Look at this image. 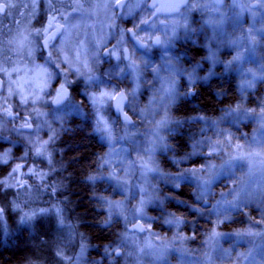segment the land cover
I'll return each mask as SVG.
<instances>
[{
	"label": "rangeland",
	"instance_id": "1",
	"mask_svg": "<svg viewBox=\"0 0 264 264\" xmlns=\"http://www.w3.org/2000/svg\"><path fill=\"white\" fill-rule=\"evenodd\" d=\"M114 1L107 0V8L96 11L109 24L119 20L111 7ZM141 1L140 14L145 20L147 0ZM191 13L199 27L188 19ZM126 16L136 21L131 8ZM168 20L172 28L155 20L139 30L146 36L158 32L163 37L177 31L179 37L184 34L188 39L195 32L193 40L207 49V73L203 74V64L188 67L183 58L165 54L151 75L144 73L143 85H134L130 108L137 122L133 126L112 116L109 101L95 106L99 117L95 115L98 121L93 133L108 149L99 156L89 180L95 186L93 196L106 214L104 225L120 223L100 259L87 256L93 247L63 207H32V191L25 195V188L22 191L29 183L22 169L2 175L1 167L13 160L14 149L0 148V182L13 180L14 190L21 194L13 207L19 223L31 225L41 215L52 214L58 219L65 241L53 264H264V0H192L186 12ZM6 47L7 43H0V146L16 125L14 136L30 144L37 160V166L32 165L27 173L46 187L54 171L44 170L38 162L46 156L50 157L47 162L54 160L59 138H41L37 128V133L27 132L25 126L32 123L25 115L29 104L45 109L48 97L42 87H48L49 79L40 70L24 68L23 47L16 48L20 55L13 65L11 61L10 70ZM229 74L236 76L239 87L236 103L216 116L196 115L186 121L175 114V104L183 95L179 93L180 81L191 87L197 81ZM185 125L193 132L191 149L177 155L172 136ZM44 129L45 123L40 130ZM197 158L201 161L194 164ZM164 159L176 163L178 170L168 168ZM185 182L194 186V202L183 203L189 206L192 218L167 206L172 196L165 187L179 188ZM98 183L104 185L98 187ZM240 210L245 212L238 215ZM238 217L234 229H222L224 223ZM199 220L208 225L197 233ZM137 221L146 225L145 232L130 229ZM51 261L48 255L42 263Z\"/></svg>",
	"mask_w": 264,
	"mask_h": 264
},
{
	"label": "flooded vegetation",
	"instance_id": "2",
	"mask_svg": "<svg viewBox=\"0 0 264 264\" xmlns=\"http://www.w3.org/2000/svg\"><path fill=\"white\" fill-rule=\"evenodd\" d=\"M119 1L121 0L111 3L119 20L109 24L101 15H96L97 10L107 8V0H0V43H7L4 51L7 54L9 69H12L11 61L13 65L20 55L16 48L23 47L21 55L24 58V68L27 71L40 70L44 77L49 79V83L46 82L48 87H42L43 95L46 99L48 97L45 109L38 110L37 106L28 105L29 113L25 115V120L32 125L25 126L27 132H34L37 128L39 137L51 139L60 138L74 128L84 132L89 129V134H94L98 121L95 115L99 117L95 106L100 102L104 104L105 101L110 102L111 114L119 123L133 126L137 122V116L130 108L134 85H143L144 73L151 75L152 69L165 54L172 59L183 58L184 65L188 67L197 63L203 64V74L207 73V49L199 40H193L195 32H191L188 39L184 34L179 37L177 31L163 37L158 32L146 36L143 30H139L140 26L149 27L155 20L172 28L168 18L186 12L192 0L177 12L161 13L149 23L148 20L160 7L159 4L149 8L150 0H147L146 8L149 14L144 20L140 14L141 0H127L122 11L117 9ZM128 8L135 11V22L131 16H126ZM194 14L191 13L190 17H187L196 25L192 19ZM183 29L189 32V29H192L191 22L189 29ZM137 39L142 43H137ZM163 43L165 47L162 46ZM195 53L200 55L196 57ZM218 72L222 74L221 67ZM219 76L221 75L212 78ZM201 82L203 81L195 82L184 91L179 89V93L183 94L180 98L186 99L187 102L194 101ZM63 91H68L67 100L61 105H55L56 95ZM121 91L126 94L125 111L132 117V123L114 111V99ZM27 92L30 96V89ZM213 92L217 95L219 90L215 89ZM43 123L45 129L40 130ZM63 123L67 127H64ZM42 159L44 158H40ZM44 162L47 163V160L44 159ZM26 186L27 184L22 191ZM46 187L42 185L41 189L47 191ZM27 191L29 190L25 189L24 195ZM17 193L19 190H14L13 180L0 182V207L3 209L0 211L1 227L6 228L9 219L15 214L13 210L6 208L2 200L9 203ZM241 214L238 212V215ZM238 222L239 217L234 221V227L239 225ZM5 237H0V246L7 242L8 237Z\"/></svg>",
	"mask_w": 264,
	"mask_h": 264
},
{
	"label": "trees",
	"instance_id": "3",
	"mask_svg": "<svg viewBox=\"0 0 264 264\" xmlns=\"http://www.w3.org/2000/svg\"><path fill=\"white\" fill-rule=\"evenodd\" d=\"M194 23L198 25V21L194 19ZM200 52V50H197ZM196 57L200 53L194 54ZM180 90H185L189 85L185 81H181ZM215 89L219 92L214 93ZM239 99V87L236 76L233 74L214 77L208 81L199 84V89L195 100L187 102L186 99L180 98L175 104V114L182 119L188 121L196 115L206 117L216 116L229 106L233 105ZM16 125H14V128ZM14 128L1 143L0 148L14 149L13 160L6 163L2 168V175L10 173V169H22L24 180L29 178V183L25 189L31 193L30 201L33 202L32 207L48 208L55 205L63 207L65 214L77 227L82 238L93 248L88 253L90 259H100L103 256V248L112 242L116 230L120 228L119 221L111 225H104L106 218L105 212L99 208V203L93 196L95 189L94 184L89 180V174L97 167V161L100 155L104 154L108 149L107 144L95 134H89L90 130L81 131L74 128L65 132L58 140L56 150L54 151V160L45 163L44 160L38 162L39 167L50 168L54 171L47 182L50 186L41 195L42 182L38 177L29 176L27 173L32 165H36L33 159V150L28 144L19 137L14 136ZM192 130L187 125L180 128L178 133L172 136V144L177 155H183L190 151ZM24 150H27L24 151ZM29 153V154H27ZM28 155V156H27ZM25 156V160L22 158ZM16 158V159H15ZM50 157L46 156V159ZM18 161H22V166ZM201 158H197L193 163L199 164ZM165 165L174 170H178L176 163L164 159ZM37 166V165H36ZM10 167V169H8ZM0 175V176H2ZM98 187L104 184H97ZM29 186V187H28ZM31 187V188H30ZM165 190L172 196L167 201V206L185 217H193L189 213L185 203L194 202V186L190 182H185L179 188L170 186ZM44 191V190H43ZM21 198V194L17 193L9 203L2 200L8 210H13L14 203ZM177 201H180L179 203ZM241 213L245 210H240ZM239 212V213H240ZM207 222L197 221V233L206 227ZM58 219L51 215H41L31 225L19 223L18 214L15 212L14 217L9 219V223L5 227L0 226V237L4 235L7 242L0 246V264H43L44 256L50 257L52 264L56 262V253L64 245L63 232L58 230ZM234 221L222 225V229H234ZM244 226V225H243ZM65 234V233H64ZM96 248V249H95ZM44 264H47L44 262Z\"/></svg>",
	"mask_w": 264,
	"mask_h": 264
},
{
	"label": "water",
	"instance_id": "4",
	"mask_svg": "<svg viewBox=\"0 0 264 264\" xmlns=\"http://www.w3.org/2000/svg\"><path fill=\"white\" fill-rule=\"evenodd\" d=\"M126 1L127 0L119 1L117 5V9L122 11ZM189 2L190 0H150L148 4L149 8H154L158 4L160 7L157 9L156 14L148 20V23L152 21V19L155 16L161 13L177 12L180 7H184L188 5ZM55 35H57L56 32ZM156 42H158V39H156ZM137 43L141 44L142 42L139 39H137ZM67 98H68V91H63L56 95L54 99V104L61 105L67 100ZM126 102H127L126 94L124 91H121L114 99L113 108L117 115H121L123 119H127L128 122L132 123L133 122L132 117L125 111ZM2 210H3L2 207H0V211ZM130 229L133 232L135 231L138 233H143L146 231V225L142 221H137L130 227Z\"/></svg>",
	"mask_w": 264,
	"mask_h": 264
}]
</instances>
